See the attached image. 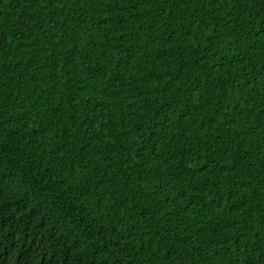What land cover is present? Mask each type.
Segmentation results:
<instances>
[{"label":"trees","instance_id":"1","mask_svg":"<svg viewBox=\"0 0 264 264\" xmlns=\"http://www.w3.org/2000/svg\"><path fill=\"white\" fill-rule=\"evenodd\" d=\"M0 264H264V0H0Z\"/></svg>","mask_w":264,"mask_h":264}]
</instances>
